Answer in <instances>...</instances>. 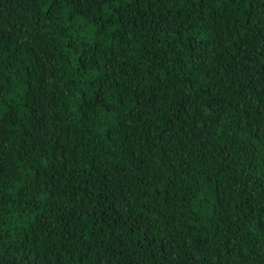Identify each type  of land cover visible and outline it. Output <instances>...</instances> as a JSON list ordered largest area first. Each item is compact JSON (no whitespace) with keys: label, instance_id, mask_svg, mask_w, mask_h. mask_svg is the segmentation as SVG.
Listing matches in <instances>:
<instances>
[{"label":"trees","instance_id":"1","mask_svg":"<svg viewBox=\"0 0 264 264\" xmlns=\"http://www.w3.org/2000/svg\"><path fill=\"white\" fill-rule=\"evenodd\" d=\"M0 264H264V0H0Z\"/></svg>","mask_w":264,"mask_h":264}]
</instances>
